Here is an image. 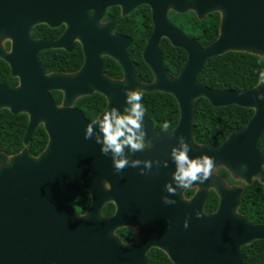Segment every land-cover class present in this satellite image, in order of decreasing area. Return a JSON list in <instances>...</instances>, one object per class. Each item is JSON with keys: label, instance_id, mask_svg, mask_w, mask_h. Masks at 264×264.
I'll return each instance as SVG.
<instances>
[{"label": "water", "instance_id": "obj_1", "mask_svg": "<svg viewBox=\"0 0 264 264\" xmlns=\"http://www.w3.org/2000/svg\"><path fill=\"white\" fill-rule=\"evenodd\" d=\"M118 5L124 15L141 5L152 9L154 31L144 51L145 62L155 76L152 83H143L136 76L128 51L132 40L114 35L115 23L101 25L108 9ZM171 10L179 14L194 11L199 19L220 13L219 38L201 47L170 21ZM64 24L68 30L58 41L32 37L38 25L59 28ZM164 39L188 54V62L177 78L168 73L161 52ZM76 40L84 47L83 69L75 75H46L39 54L51 49L72 51ZM4 41L12 43L11 53L5 50ZM230 52L264 58V0H0V58L21 80L17 88L0 84V110L8 108L15 115L29 116L26 146L42 124L50 139L47 150L38 158L28 150L11 158L0 153V264H67L69 256L92 261L91 264H104L107 260L108 248L106 253L103 244L109 237H104L100 228L107 224L99 218L102 154L94 138H84L90 121L72 107L78 96L99 92L109 99L108 108L115 106L122 112L126 107L125 88L170 94L178 103L180 120L174 131L160 137L156 136L153 123H148L152 126L149 143L154 146L153 151L171 152V146L178 143L177 137L183 136L191 145L190 156L207 155L214 158L215 168H227L237 180L252 184L256 178L264 183V156L258 147L264 135V100L256 99L258 93L264 92V85L237 93L213 91L198 81L209 60ZM103 55L122 66L123 82L105 76ZM55 90L65 92V107L55 104L51 96ZM201 98L217 108L252 109L254 116L243 131L232 134L219 148L199 147L194 127L195 104ZM199 185L200 191L190 201L182 198L183 190L173 196L176 203L167 205L159 221L163 226L162 239L153 243L145 239L136 248L133 264H147L146 254L154 244H159L155 246L166 251L174 264H246L241 249L264 240V227L251 224L237 213L243 188L229 187L218 177H210ZM53 186L58 203L67 202L68 222L55 223L53 215L44 221L39 215L35 228L23 226L19 211H14L16 206L11 204L25 190L27 194L33 192V188L44 197H52ZM210 188L219 194L220 205L215 214L207 215L205 203ZM81 189L89 191L94 199L92 211L85 218L77 217L73 210ZM57 216L61 218L62 214ZM186 219L187 229L183 227ZM33 242L36 251H30Z\"/></svg>", "mask_w": 264, "mask_h": 264}, {"label": "trees", "instance_id": "obj_2", "mask_svg": "<svg viewBox=\"0 0 264 264\" xmlns=\"http://www.w3.org/2000/svg\"><path fill=\"white\" fill-rule=\"evenodd\" d=\"M221 14L212 13L204 20H199L194 13L185 15L173 14L172 21L183 29L190 37L195 39L201 47L213 44L220 35ZM119 20L117 32L131 36L134 44L131 54L135 60L136 75L144 83L154 80L150 68L143 60V51L153 32L151 9L147 6L138 8L129 17H122L119 8L109 10L106 20ZM64 28L50 29L42 25L34 30L35 38L55 39ZM10 47V44H7ZM161 51L164 55L169 75L176 78L188 62V54L180 48L173 47L168 40H163ZM41 61L47 72H74L83 63V53L78 44L75 51L67 53L63 50L43 52ZM264 70V58L251 53L230 52L209 60L199 75L198 81L213 91H235L241 93L258 85L257 74ZM107 75L114 79H122L123 72L118 64L108 59L106 62ZM0 82L8 86H16L18 81L11 76L9 66L0 60ZM58 103L61 101L60 93H54ZM143 104L146 107L145 119L160 121L158 127L162 129L163 121L170 122L174 129L180 120V110L176 99L168 94L154 92L143 93ZM79 107L89 119L97 117L105 107V99L96 94L84 98ZM195 141L199 145L212 149L219 148L232 134L243 131L254 116V110L238 106L214 107L205 98L196 101ZM28 126V116L25 114L13 115L7 110L0 111V151L7 155H15L24 149L23 139ZM48 144V136L44 127H40L29 145L32 156L41 155ZM259 150L264 156V135L259 143ZM220 173L229 179L225 169ZM230 182L231 179H229ZM87 195L83 202L88 201ZM219 206V197L211 192L206 212L212 213ZM239 212L246 215L254 223L264 224V186L254 184L245 186L242 204ZM243 255L247 264H264V240L257 241L251 246L243 248ZM150 264H173L167 256L159 250L149 255Z\"/></svg>", "mask_w": 264, "mask_h": 264}, {"label": "flooded vegetation", "instance_id": "obj_3", "mask_svg": "<svg viewBox=\"0 0 264 264\" xmlns=\"http://www.w3.org/2000/svg\"><path fill=\"white\" fill-rule=\"evenodd\" d=\"M143 6H147L151 9V7L148 5H141V6L137 7L134 11H132L129 15H124L123 9L120 5L112 7V8H119L121 16L126 18V17H129L132 13H134L138 8L143 7ZM112 8L108 9L104 20L101 22V25H106L108 23H115L116 27H115L114 35L123 36L126 38H130L132 40V44H131L128 51H129L131 60L134 63L135 73H136L135 60L133 59L132 54H131V49H132V46L134 44L133 38L131 36L124 35V34L117 32L119 24H120L119 20H117V19L106 20L107 14H108L109 10ZM191 12L197 16V14L194 11H189L185 14H188ZM173 14L185 15V14H179V13L175 12L174 10H171L169 12L170 21L172 20ZM197 18L199 19L198 16H197ZM151 20L153 23L152 9H151ZM199 20H204V19H199ZM171 22L173 23V21H171ZM173 24L175 26H177L175 23H173ZM38 26H42V25H38ZM38 26H36L32 32V37L35 40L58 41L59 39H61L63 37L65 32H67V30H68V27L65 24L60 26L59 28H51V27L45 25V26L49 27L50 29H54V30L64 28V31L55 39H47V38H43V37L35 38L33 36L34 30ZM178 28H180V27H178ZM181 30H183V29H181ZM153 31H154V24H153ZM152 34H153V32H152ZM152 34H151V36H152ZM164 40H167V39H164ZM8 43L10 44L9 48L7 47ZM78 44L81 46V49H82L83 63H82V66L77 71L68 73V72H58V71L47 72L45 70L43 63L41 61V54L43 52H48V51H53V50H63L67 53H72L75 51ZM3 46L8 53H11L12 43L10 41H4ZM146 47H147V45H146ZM146 47H145V49H146ZM145 49H144V51H145ZM144 51H143V60L145 62ZM43 52H41L39 54V62H40V64H41L46 75H75V74L79 73L85 65L86 56H85V52H84V47H83V44L79 40H76L74 42V47H73L72 51H67L66 49H51V50H46ZM108 59L115 61L118 64V66L121 68V70L123 72V78L122 79H114V78H111L107 75L106 62ZM0 60L4 61L9 66L11 76L14 79H17V81H18L16 86H8V85L1 83V82H0V84H3L5 86L11 87V88L19 87L21 85L20 78L13 76L12 68L8 62H6L4 59H1V58H0ZM102 60L104 62V74L107 78H109L110 80H113V81H118V82H123L125 80L124 69L116 60H114L113 58H111L108 55H103ZM165 63H166V61H165ZM145 64L147 65L146 62H145ZM150 70H151V68H150ZM152 74H153V72H152ZM153 76H154V74H153ZM171 78H173V77H171ZM154 81H155V76H154V80L152 82H154ZM152 82H149V83H152ZM54 93H60V95H61L60 103H58L57 99L54 97V95H53ZM160 93H163V92H160ZM96 94L101 95L105 99V107H104V110L98 115V116H100L103 114V112L105 110L108 109L109 99L105 95H103L99 92H95L93 95L78 96L72 105V107L77 109L78 111H80L88 121H91V119H89L85 115L83 110L79 107V102L81 100H83L84 98L92 97ZM165 94H167V93H165ZM168 95H170V94H168ZM51 96H52L55 104L59 108L65 107L66 95H65L64 91H62V90L51 91ZM2 110H7L11 114H13L10 111V109H8V108L2 109ZM2 110H0V111H2ZM22 114H25V113H22ZM13 115H15V114H13ZM18 115H21V114H18ZM25 115H27V114H25ZM150 122L153 123V130H154L156 136H158V137L174 131L175 128L178 126L177 125L172 130L164 131L158 127L160 121H155L153 119H145V131L147 134L145 137L146 141H149L152 138V134L150 133L152 131V126L148 125V123H150ZM28 126H29V116H28ZM28 126H27V129H28ZM40 127H44V125L42 124ZM27 129H26L24 139H23L24 149L20 153L15 154V155H7L6 153H3L1 151H0V153H3L8 158H11V157H14V156H17V155L23 153L25 150L29 151V145H30L31 141L33 140V138L35 137V135L31 139L29 145L26 146L25 145V136L27 133ZM38 129H37V131H38ZM44 129H45V127H44ZM45 131H46V129H45ZM46 133H47V131H46ZM47 136H48V144H47L45 151L47 150V148L49 146V141H50L48 133H47ZM196 145L199 147L204 146V145H199L197 143H196ZM153 147L154 146L151 143H148L145 150L140 151V152H136L134 154H130V158L133 160H135V159H139L141 161H144V160L157 161L158 160L161 162V164L159 166H157L156 164H153L152 169L149 171H146V173L144 175L140 174V168H132V167H126L122 172L116 173L114 168H113V165H112L111 157L102 155L101 176H100L101 192L99 193L100 194V197H99V201H100L99 218L101 219V221L104 222L105 225L107 224L104 227H100L101 230L103 231L102 233H103L104 237L106 235H107V237H109V240L105 239V243L103 244L106 253H107V248H108L107 260H104V262H105L104 264H133V259L136 260V253H137L136 248L140 244H142V242H144L145 239H146V241L148 239L151 243H153L155 241H160V239H162L161 236L163 235L162 234L163 226L159 224V221L160 222L162 221L165 210L168 208L167 205L165 203H163L162 197L166 196V195H170L164 190V185H165V183H167L171 180V178H172L171 175H172V172L175 170V165L171 162V159H170V153L171 152L167 151L166 154H164L163 152H160V151H153ZM206 147H208V146H206ZM258 147H259V145H258ZM172 148L173 147L171 146V150H172ZM167 149H169V148L167 147ZM260 153H261V151H260ZM29 154L31 155L30 151H29ZM41 155H39L38 157H40ZM32 157H34V156H32ZM38 157H34V158H38ZM165 161H168V167L163 166V162H165ZM140 167H143V165H141ZM0 168H1V166H0ZM222 169H225L228 172L229 177H230L229 179H231L232 182H230L229 179H227L226 177H224L220 173V171ZM212 177L213 178H217V177L221 178L224 180V182L229 187H241V188H243L244 191H245V186L251 187L256 183L264 186V183H262L261 180L256 179V178L253 179L252 184H249V183L242 181V180H237L231 174V172L223 166L215 168L213 174L211 175V178ZM66 189L68 191L69 184L66 186ZM200 189H201L200 185L197 182H194V185L191 188L183 190L181 196L184 200L190 201L195 197V195L200 191ZM53 190L54 191L56 190V186H53L51 188L52 197H48V196L44 197V195L42 193L36 192L34 188H33V192H29L28 194H27V191L25 190L21 194L20 198H18V200L15 201L16 203L11 204L12 206H16V208H13L14 211H19L18 213H20V215H19L20 216V222L23 226H27L30 229L35 228L39 215L41 216V218L44 221L50 220V216L53 215L55 223H57L58 221H67L68 222L67 214H65V212H67V202L61 200L58 203L57 197L55 196L56 191H55V193H53ZM244 191H243V194H244ZM211 192H214L219 197V194L217 193V191L213 188H210L208 198H209ZM56 195H57V193H56ZM85 195H87V197L89 199L87 202L86 201L83 202V198ZM242 197H243V195H242ZM170 198L173 199V196H171ZM208 198H207V200H208ZM207 200L205 203V213L207 215L215 214L218 211L219 206H218L216 211H214L212 213H208V212H206ZM93 204H94V199H93V196L91 195V193L89 191H87L86 189H81L80 194H79L78 198L76 199L75 204L73 206V210L75 212V215L77 217H80V216H86L87 217L92 211ZM241 204H242V199H241ZM219 205H220V197H219ZM239 210H240V208L238 209L237 213L241 216L246 217L247 220L251 224L256 225V226H260V227H264V224L254 223L251 220H249V218L246 215L241 214L239 212ZM58 214H62L61 218H58V216H57ZM80 218H85V217H80ZM114 219H115V221H112ZM29 237H33V236H29ZM258 241H262V240H258ZM255 242H257V241H254L252 244H254ZM54 244H56V243H54ZM252 244L244 246V247L251 246ZM155 245H159V244H154V245L150 246V249H149L148 253L146 254L147 264H150L149 255L154 250H159L162 253H164L167 256V258L173 263V261L170 259L169 255L166 253V251H164L163 249H161L160 247L155 246ZM29 246H31L30 251H36V248H35L36 243L33 242ZM244 247H242L241 253H242V256H243L245 263L247 264L245 257L243 255V248ZM127 249H129V251H127ZM66 261H67V264H91L92 263V261L79 260L76 258H72V256H69Z\"/></svg>", "mask_w": 264, "mask_h": 264}, {"label": "clouds", "instance_id": "obj_4", "mask_svg": "<svg viewBox=\"0 0 264 264\" xmlns=\"http://www.w3.org/2000/svg\"><path fill=\"white\" fill-rule=\"evenodd\" d=\"M94 11V10H93ZM258 84L264 85V70L257 74ZM125 109L121 110L115 106L109 107L102 115L94 117L87 123L84 130L86 140L95 139L100 145V152L104 156H110L116 173L122 172L126 167L140 168V174L152 169L153 164L159 166L160 161L131 159L130 154L145 150L149 141H146L145 114L146 107L143 104V92L140 89H124ZM257 100H264V92L257 94ZM173 125L163 121L162 129L167 131ZM178 143L170 153L171 162L175 165L171 180L164 185V190L170 194L162 197L166 205H174L176 201L171 196L181 193L194 185L205 183L213 174L216 162L214 158L207 155L200 157L190 156L191 145L183 136L177 137ZM10 162V161H9ZM143 165V167H140ZM168 167V161L163 162ZM264 169V165H261ZM183 192V191H182ZM80 216V215H79ZM197 218L201 217L199 211ZM86 217V216H80ZM183 227H189V220L184 221Z\"/></svg>", "mask_w": 264, "mask_h": 264}, {"label": "rangeland", "instance_id": "obj_5", "mask_svg": "<svg viewBox=\"0 0 264 264\" xmlns=\"http://www.w3.org/2000/svg\"><path fill=\"white\" fill-rule=\"evenodd\" d=\"M172 21V20H171Z\"/></svg>", "mask_w": 264, "mask_h": 264}]
</instances>
